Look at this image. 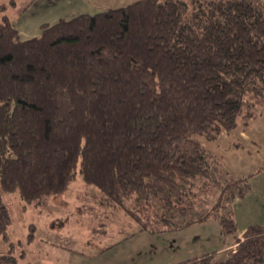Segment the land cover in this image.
<instances>
[{"label": "trees", "instance_id": "1", "mask_svg": "<svg viewBox=\"0 0 264 264\" xmlns=\"http://www.w3.org/2000/svg\"><path fill=\"white\" fill-rule=\"evenodd\" d=\"M263 104L264 11L256 0H136L43 24L26 40L4 15L0 235L12 222L2 192L42 205L79 175L140 231L157 235L212 217L236 238L224 198L234 188L233 200L243 197L256 173L221 185L211 209L191 218L195 189L214 181L195 137L216 141ZM146 209L155 223L141 216ZM236 240L225 260L207 253L177 264H264V224Z\"/></svg>", "mask_w": 264, "mask_h": 264}, {"label": "rangeland", "instance_id": "2", "mask_svg": "<svg viewBox=\"0 0 264 264\" xmlns=\"http://www.w3.org/2000/svg\"><path fill=\"white\" fill-rule=\"evenodd\" d=\"M134 1L0 0V6L7 7L0 12V22L7 15L26 40L38 36L43 24L95 14ZM256 2L264 11V0ZM195 139L205 148L214 181L205 189L202 185L195 189L196 209L191 218L198 219L211 209L221 185L263 169L250 180L251 188L243 197L233 200V194L238 193L234 188L224 198L226 209L238 215L236 237L250 224H263L264 104L258 106L247 125L232 132L224 131L216 141L199 136ZM2 197L12 222L6 237L0 235V264H177L207 253H216L217 262L234 251L224 252L230 236L221 234L217 219L157 235L140 231L139 224L126 210L104 202L100 191L79 175L67 192L49 198L42 205L26 203L18 192H2ZM128 206L139 208L134 200L128 201ZM150 211L144 210L141 216L146 220L149 217L152 224L156 220L150 218L153 217ZM176 218L181 220L182 216L178 213Z\"/></svg>", "mask_w": 264, "mask_h": 264}, {"label": "crops", "instance_id": "3", "mask_svg": "<svg viewBox=\"0 0 264 264\" xmlns=\"http://www.w3.org/2000/svg\"><path fill=\"white\" fill-rule=\"evenodd\" d=\"M263 170V169H262ZM262 170L260 169L259 171H255V172H253V173H256L257 175H260L261 173H262ZM254 178V177H253ZM233 215H234V218H235V221H236V225H237V223H238V215L236 214V213H233ZM211 219H215V218H209L208 220H206L205 221V223L207 222V221H210ZM255 224H260V223H255ZM264 224V223H263ZM250 225H253V224H250ZM250 225H248V227L250 226ZM248 227H244V229H243V231H242V235L241 236H239V237H236L237 239L239 238V239H242L243 238V235H244V233H245V231H246V229L248 228ZM236 238H233V239H231V236H230V239L229 238H227V243H226V245L224 246V252L226 253V252H229V251H231V250H235L236 248V246H237V240H236Z\"/></svg>", "mask_w": 264, "mask_h": 264}]
</instances>
